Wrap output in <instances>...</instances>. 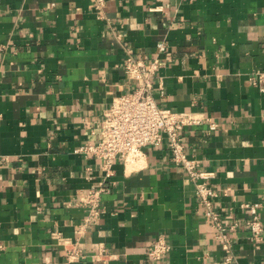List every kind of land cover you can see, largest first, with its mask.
<instances>
[{
  "label": "crops",
  "instance_id": "1",
  "mask_svg": "<svg viewBox=\"0 0 264 264\" xmlns=\"http://www.w3.org/2000/svg\"><path fill=\"white\" fill-rule=\"evenodd\" d=\"M94 3L0 2V264L63 262L59 242L73 243L87 215L75 197L100 178L98 160L76 150L97 142L111 100L131 94L126 55L157 61L160 107L216 125L183 130L187 156L213 173L222 222L238 223L228 264H264V79H251L264 73V0H104L102 20ZM110 182L77 264H224L165 142L115 164ZM255 204L258 240L242 224L241 205ZM159 237L171 249L152 262Z\"/></svg>",
  "mask_w": 264,
  "mask_h": 264
},
{
  "label": "built area",
  "instance_id": "2",
  "mask_svg": "<svg viewBox=\"0 0 264 264\" xmlns=\"http://www.w3.org/2000/svg\"><path fill=\"white\" fill-rule=\"evenodd\" d=\"M103 2L104 0H95L93 6L96 18L101 20L104 19ZM156 48L159 53H163L165 44L159 43ZM157 68L156 60L148 62L144 56L134 58L126 55L122 69L134 84L131 94L111 100L103 113L97 142L87 143L76 150L84 157L98 160L100 178L87 191L79 192L75 197L74 204L84 208L87 215L76 231L77 238L73 243L62 240L59 242L64 252L61 264H77L85 258L79 247L78 236L99 220L103 212L102 196L108 193V185L114 176V165L125 166L139 157L141 148L159 145L162 142L166 144L170 162L181 168L188 180L193 183L197 202L204 209V221L213 229L214 238L225 254L224 264L234 259V248L229 232L235 230L238 223L222 222L221 214L214 204L217 194L210 185L213 173L200 170L197 162L187 156L182 136L185 128L205 127L207 131L212 132L216 125L201 113L175 112L160 107L153 97L152 79ZM251 79L262 80L264 73H255ZM241 207L248 209L250 215L242 224L253 234L254 239L258 240L262 232L257 216L259 206L255 204ZM170 249V244L159 237L151 243L146 255L152 262H158Z\"/></svg>",
  "mask_w": 264,
  "mask_h": 264
},
{
  "label": "bare ground",
  "instance_id": "3",
  "mask_svg": "<svg viewBox=\"0 0 264 264\" xmlns=\"http://www.w3.org/2000/svg\"><path fill=\"white\" fill-rule=\"evenodd\" d=\"M129 166V165H128ZM130 167H131V165H130Z\"/></svg>",
  "mask_w": 264,
  "mask_h": 264
}]
</instances>
